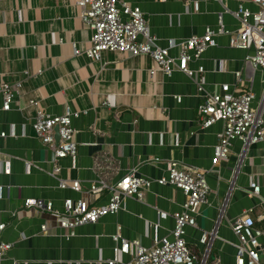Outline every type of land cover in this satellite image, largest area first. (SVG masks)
Returning a JSON list of instances; mask_svg holds the SVG:
<instances>
[{
    "label": "crops",
    "instance_id": "obj_1",
    "mask_svg": "<svg viewBox=\"0 0 264 264\" xmlns=\"http://www.w3.org/2000/svg\"><path fill=\"white\" fill-rule=\"evenodd\" d=\"M123 1L142 10L149 34L171 55L175 44L203 34L206 26L232 33L239 25L235 0ZM76 2L0 0V83L17 86L9 110L1 109L0 96V241L11 243L0 264H105L113 257L117 232L144 246L170 237V214L180 209L184 194L154 181L166 174L170 160L206 173L207 200L197 209L196 226L186 227L184 234L195 264H235L237 238L230 222L248 213L254 227L264 230V144L234 139L227 158L212 164L223 123L201 127L197 107L219 84H237L253 92L252 106L261 108L264 118V67L246 68L243 59L252 49L230 46L228 34L217 35L216 44L188 64L194 71L203 68L201 91L196 76L178 70L164 75L146 54L114 50L92 60L84 53L90 30ZM65 106L79 112L71 119L76 155L60 159V170L53 174L51 150L31 125L37 112L59 115ZM132 169L153 180L142 199L126 196L116 212L95 222L68 230L46 212L23 208L25 198L50 201L57 210L66 198L105 204L107 191L97 198L85 191L92 183L114 184ZM60 180H77L80 191L60 188ZM251 182L258 194H250ZM157 210L168 215L161 218ZM209 232V243L202 244L201 235ZM259 242L264 246L263 237ZM260 258L264 261V248Z\"/></svg>",
    "mask_w": 264,
    "mask_h": 264
},
{
    "label": "built area",
    "instance_id": "obj_2",
    "mask_svg": "<svg viewBox=\"0 0 264 264\" xmlns=\"http://www.w3.org/2000/svg\"><path fill=\"white\" fill-rule=\"evenodd\" d=\"M237 9L234 16L238 20L235 32L224 31L221 27L204 28L201 35H191L177 44L176 54H169L168 48L156 43V37L149 34L147 19L137 6L123 0H77L80 9L79 18L90 30L89 46L84 51L92 60H99L105 51L121 50L135 56L146 54L152 58L157 68L169 76L178 70L187 76L198 80V90L201 91L203 68L197 70L189 68V62L198 58L208 47L216 44L215 37L219 34L229 35V45L239 49H252L243 59L246 68L264 67V0H235ZM247 4L256 6L255 10ZM193 9L198 10V2H193ZM74 53L79 50L74 46ZM154 69L149 70L153 74ZM24 76L29 75L24 71ZM37 73V72H36ZM240 71H234L236 78ZM264 88V79H263ZM17 86L7 82L0 83L1 109L9 110L14 103ZM253 92L239 90L237 84L221 83L214 92L203 96V101L197 107V120L203 128L215 122L223 123L222 130L217 134L218 141L213 148L211 159L216 164L227 158L232 141L240 139L246 143L264 144V118L261 108L252 106ZM79 112L70 110L65 106L59 115L37 112L32 122L34 130L40 141L52 153V172H59V160L64 157L74 158L76 155L75 133L71 119L77 117ZM55 127L58 128V140H55ZM4 133L1 132L0 136ZM160 185H173L184 194L180 209L173 212V228L170 237L156 239L150 246H144L138 239L123 238L118 232L112 236L114 240L113 257L105 260V264H195L196 256L188 249L184 237L185 228L196 226L195 216L200 205L207 200L209 187L206 173L199 168H187L176 160L166 164V174L154 180ZM152 179L140 176L136 169L127 172L114 184L92 183L85 191L86 195L97 198L101 192L107 191L108 200L102 205H89L85 198L63 201L61 210L53 208L50 201L25 198L24 209H33L36 212H46L63 229L72 230L84 223H92L109 213L116 212L124 197L132 196L138 200L143 197V190L148 189ZM60 188H71L80 191L77 180H60ZM250 194H258L259 187L255 182L250 183ZM264 201V200H263ZM159 217L168 214L157 210ZM254 218L248 213H242L230 222V229L237 238L235 244V264H264L260 258V251L264 248L259 237L264 238V230L254 227ZM4 226L0 223V229ZM40 229H46L42 224ZM204 233L200 237L202 244H208L209 235ZM11 248V243L0 241V260ZM119 254L129 256L127 261H121ZM13 264H18L13 262Z\"/></svg>",
    "mask_w": 264,
    "mask_h": 264
},
{
    "label": "water",
    "instance_id": "obj_3",
    "mask_svg": "<svg viewBox=\"0 0 264 264\" xmlns=\"http://www.w3.org/2000/svg\"><path fill=\"white\" fill-rule=\"evenodd\" d=\"M55 132H56V134H55V140L57 141L58 140V128L57 127H55Z\"/></svg>",
    "mask_w": 264,
    "mask_h": 264
}]
</instances>
